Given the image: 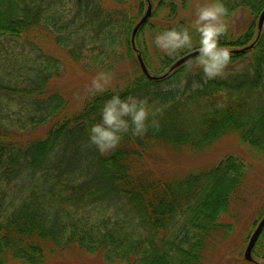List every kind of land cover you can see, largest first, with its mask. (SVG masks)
I'll list each match as a JSON object with an SVG mask.
<instances>
[{
    "label": "trees",
    "instance_id": "1",
    "mask_svg": "<svg viewBox=\"0 0 264 264\" xmlns=\"http://www.w3.org/2000/svg\"><path fill=\"white\" fill-rule=\"evenodd\" d=\"M190 1L160 0L135 36L147 73L157 78L151 80L130 44L147 0H0V75L9 52L17 60L26 47L38 55L30 87L22 76L19 84L0 82V96L30 109L15 129L0 123V264H76L85 257L100 264H203L208 239L231 235L232 225L220 219L245 178L242 160L228 155L210 169L171 178L146 166L152 149L200 153L232 133L264 153V27L258 39L253 25L236 38L221 37L231 51L253 44L233 54L222 76L203 78L196 57L170 71L195 48L167 56L152 39L165 28L189 25L177 8L187 10ZM224 2L227 19L245 8L258 20L264 9V0ZM49 41L86 71L111 73L128 63L131 72L119 77L122 88L88 94L79 112L62 117L65 101L50 91L61 65L45 50ZM117 92L147 99L158 127L143 136L124 134L116 149L100 154L88 142V128ZM20 132L35 134L24 140ZM263 240L264 228L256 244Z\"/></svg>",
    "mask_w": 264,
    "mask_h": 264
},
{
    "label": "rangeland",
    "instance_id": "2",
    "mask_svg": "<svg viewBox=\"0 0 264 264\" xmlns=\"http://www.w3.org/2000/svg\"><path fill=\"white\" fill-rule=\"evenodd\" d=\"M160 0H151V6L154 7ZM178 1V0H175ZM135 2V1H133ZM197 3H202L200 0H191L187 10H183L180 7L178 10V19H185L188 24L194 19L192 11ZM136 6V3H133ZM161 18V17H160ZM158 19H155L154 23L161 24ZM186 23V24H187ZM258 20L252 18L250 13L245 8L238 9L233 15L228 18V33L231 37H238L244 33L248 26H255L257 29ZM264 27V25H263ZM45 45V50L51 53L56 59H58L61 65L60 73L52 79L50 84V90L52 93H59L65 101L66 108H64V114L62 117H69L80 111L85 99L89 94L87 91L90 85L91 79L96 75L94 72H89L82 67V64L76 63L65 57L64 52L59 49V52L55 51L53 43ZM6 46V44H4ZM14 53L13 46L9 47ZM120 49V48H119ZM9 51L1 52L2 55ZM37 56L31 49L27 48L24 51V55L21 58H15L9 52L8 62L5 65V69L1 71L2 84L20 83V78L25 81V85H30L31 80L35 76V68H38ZM34 60V63H28L27 59ZM245 65L240 66L236 71L232 72L233 75L236 72H241L246 69ZM17 69H20V74L16 75ZM131 72L130 64L125 63L111 72L112 83L109 87L110 90L120 89L123 87V81L119 80V77L123 73ZM225 78V77H224ZM177 83V82H175ZM30 87V86H28ZM177 87V86H176ZM175 86L172 87L176 88ZM180 88V86H179ZM0 96V123L12 128H17L19 122H27V114L29 109L28 103L21 101L14 96L11 98ZM26 116V118H25ZM38 131V130H36ZM19 136L25 140V135H34L35 133L27 134L28 132H20ZM44 131H40L42 136ZM151 156L147 160V167L150 170L158 173L160 171H166V177H180L184 174H189L195 171H204L212 168L225 156L233 155L238 157L246 166V174L243 180L242 186L238 190L236 196H233L228 213L220 219L223 224H231L233 229L232 233L227 238H222L221 234H215L206 244V249L203 253V264H248L249 262L244 259V252L247 247L249 237L252 235L253 225H257L256 219L259 213L264 212V153L258 154L249 149L246 145H242L238 141L235 135L229 134L220 139L218 143H215L211 148L204 150L200 153H187L178 154L170 149L160 148L156 149L153 153V149L150 152ZM157 153V154H156ZM6 209V208H5ZM93 216L98 219H102V215H98L97 212L92 213ZM110 219V215L106 216ZM254 226V227H255ZM255 247V245H254ZM256 252L260 257L251 253V259L254 262L251 264H264V240L261 244H256ZM96 258L85 257L76 262V264H100ZM61 262V261H60ZM58 262V264H60ZM63 263H65L63 261ZM51 264H55L51 262Z\"/></svg>",
    "mask_w": 264,
    "mask_h": 264
},
{
    "label": "clouds",
    "instance_id": "3",
    "mask_svg": "<svg viewBox=\"0 0 264 264\" xmlns=\"http://www.w3.org/2000/svg\"><path fill=\"white\" fill-rule=\"evenodd\" d=\"M192 15L194 19L189 25L165 28L153 36L152 43L167 56L195 48L196 66L203 78L212 80L222 76L232 62L233 52L220 43L221 37L228 33L229 11L224 0H203L197 3ZM112 79L109 72H97L87 88L89 95L106 92ZM184 83L182 80L179 86L183 87ZM155 115L147 99L114 93L103 101L98 121L88 128V142L100 154L111 152L120 144L124 134L131 132L133 136H143L149 126L158 127Z\"/></svg>",
    "mask_w": 264,
    "mask_h": 264
},
{
    "label": "water",
    "instance_id": "4",
    "mask_svg": "<svg viewBox=\"0 0 264 264\" xmlns=\"http://www.w3.org/2000/svg\"><path fill=\"white\" fill-rule=\"evenodd\" d=\"M151 13H152V6H151V3L147 0V8H146L145 14L142 16V18L139 20V22L136 24V26L132 30V33L130 36V44H131L132 50L136 53V58L138 61L137 63H139L140 68L142 70V73L145 74V76L148 79L156 80L157 78L151 77L147 73V70L143 64L144 62L142 61V58H141L138 50L135 47V36H136L138 30L141 28V26H143V24H145L148 21V19H150ZM263 25H264V9L262 10L260 15L258 16V23H257V35L258 36L256 39H258L259 36L261 35V32L263 30ZM252 47H253V44H251L249 47H246V48H243L240 50H234L232 52L235 55L236 54H243L246 51H249V49L251 50ZM196 55H197L196 50L184 55L180 59L176 60V62L171 66L170 71H173L176 68L180 67L181 65L185 64L186 61L188 62V61L192 60L193 58L196 57ZM263 228H264V216L262 217V219L258 223V225H257L256 229L254 230V232L252 233L251 237H249L250 239L248 241L247 247H246L245 252H244L245 261H247V262L250 261V263L254 262V260L251 259L252 258L251 257L252 249L254 248V245L256 244Z\"/></svg>",
    "mask_w": 264,
    "mask_h": 264
}]
</instances>
